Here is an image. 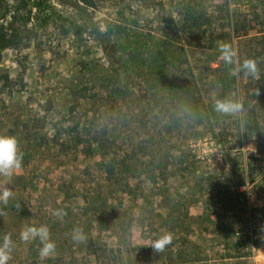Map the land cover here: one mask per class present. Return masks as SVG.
<instances>
[{
    "label": "rangeland",
    "instance_id": "374dc122",
    "mask_svg": "<svg viewBox=\"0 0 264 264\" xmlns=\"http://www.w3.org/2000/svg\"><path fill=\"white\" fill-rule=\"evenodd\" d=\"M95 2L0 0V134L23 154L0 176L7 263L264 264V114L213 107L264 95L221 51L264 30L263 0ZM29 226L54 254L20 239Z\"/></svg>",
    "mask_w": 264,
    "mask_h": 264
},
{
    "label": "clouds",
    "instance_id": "9594fccd",
    "mask_svg": "<svg viewBox=\"0 0 264 264\" xmlns=\"http://www.w3.org/2000/svg\"><path fill=\"white\" fill-rule=\"evenodd\" d=\"M221 51L224 54V61L226 64L233 66V74L244 73L245 75L255 78L258 69L255 61L251 59L238 60L236 52L231 48H223ZM214 110L221 115H238L242 113L243 107L239 102L238 97H225L218 100L213 105ZM197 114L195 108L190 104L182 103L177 106V115L181 118L184 116L193 117ZM23 154L19 148V142L13 135L0 134V176L12 177L17 170L22 167ZM10 191L4 190L0 192V201L7 203ZM76 242H82L86 237L82 230L74 229L71 237ZM21 240L39 239L41 247L39 249L40 257H48L54 254L55 244L49 240L48 229L45 226L27 227L20 233ZM171 242V236L165 234L158 240L152 243V248L161 252L165 245ZM12 241L7 237H3L0 241V264H7L12 252Z\"/></svg>",
    "mask_w": 264,
    "mask_h": 264
},
{
    "label": "trees",
    "instance_id": "16d2710c",
    "mask_svg": "<svg viewBox=\"0 0 264 264\" xmlns=\"http://www.w3.org/2000/svg\"><path fill=\"white\" fill-rule=\"evenodd\" d=\"M82 2V4L85 7H93L96 2L95 0H79ZM264 2V0H263ZM264 8V5H263ZM233 29L235 32H238L237 27L233 25ZM236 36L239 38V40H242L243 38H247V44L242 49L236 50V55L238 60H244V59H251L255 61L257 65V75L259 78H264V30H260L258 33L254 35H250L249 33H243V34H236ZM12 34H8L4 27L0 25V59H1V50L2 48L9 45L11 40ZM247 48V49H246ZM241 74H244L241 72ZM255 76V77H256ZM254 78L250 76L249 80H253ZM247 90L245 93V96L242 101V107L243 110L247 111V119L249 121H255L256 122V112L258 111L261 114H264V95H260L258 89L254 88L253 86H247L245 89ZM254 130V127H251L250 130ZM11 264V263H7Z\"/></svg>",
    "mask_w": 264,
    "mask_h": 264
}]
</instances>
